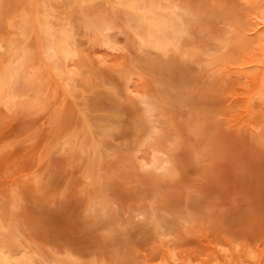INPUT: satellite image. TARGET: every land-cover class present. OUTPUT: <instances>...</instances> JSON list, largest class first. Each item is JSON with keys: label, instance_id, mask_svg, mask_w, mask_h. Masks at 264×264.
<instances>
[{"label": "rangeland", "instance_id": "1", "mask_svg": "<svg viewBox=\"0 0 264 264\" xmlns=\"http://www.w3.org/2000/svg\"><path fill=\"white\" fill-rule=\"evenodd\" d=\"M4 1L8 8L0 16V37L6 44L17 36L16 27L7 22L19 20L35 3ZM173 1L194 13L191 33L182 44L196 45V55L189 49L187 54H163L141 48L121 11L95 0L86 13L108 17L114 25L110 35L115 32L110 38L117 37L122 49L102 51L97 43H85L87 36H76L79 44L84 42H77L80 49L93 47L106 62H87L80 55L76 86L67 93L47 76L50 61L37 56L35 78L29 73L20 77L15 87L20 97L14 104L0 103V217L14 227L23 246L48 258L70 255L81 264H171L172 256L175 264L182 258L204 264L216 255L221 264H238L248 254L264 257V108L255 100L254 113L244 111V91L252 81L230 72L257 52L239 34L249 26L247 15L264 2ZM48 8L54 20H74L82 11L68 0H51ZM221 37H227L225 44L218 42ZM34 40L26 42L32 50ZM207 48L211 54L221 52V68L215 61L205 62L211 54L198 56V50ZM124 75L132 79L125 82ZM126 84L138 89L137 95L127 93ZM141 94L162 104L163 113L153 117L158 132L150 143L174 156L173 175L140 167L151 150L149 145L138 148L147 125ZM87 120L90 132L83 131ZM102 131L107 135L98 148L104 151L97 152L102 153L103 175L94 183L87 177L92 172L85 168L87 152L73 156L70 145L61 148L59 141L72 133L93 152L91 144ZM96 186L113 201L111 209L103 210L92 198ZM134 209L145 215L134 219Z\"/></svg>", "mask_w": 264, "mask_h": 264}, {"label": "bare ground", "instance_id": "2", "mask_svg": "<svg viewBox=\"0 0 264 264\" xmlns=\"http://www.w3.org/2000/svg\"><path fill=\"white\" fill-rule=\"evenodd\" d=\"M33 1L35 3L34 8L32 9L25 8V10H23V12L20 14L21 17L19 18V20L15 21L13 24H11V22L10 23L7 22L9 26L16 27L15 33H17V36L15 38L11 37V39H9L6 44L2 42L3 38L1 40L0 37V103L2 104L4 103L5 105L9 103L14 104L15 98L18 96L20 97V94L17 96V93L15 91V87L18 85V81L20 80V77L22 78V76L23 77L29 76L27 75V73H29L32 76V79L35 78L33 75L35 74V72L37 73V69H35L36 67L35 64L36 61L39 60L38 57L42 58L43 60L46 58L45 61L47 59L50 61L49 63H46L47 76L49 74L50 79L54 80L57 86H59L58 88L60 87L63 88L62 90H64V92L68 90L66 91L67 93H71V91L76 86L74 81L77 79L76 77L79 76L78 74L79 71L77 70L80 67L79 66L77 68L78 65L76 60L80 55H83L84 56L83 58H86L87 62L89 61V59L95 58L96 60L94 59V61L98 62L99 64H104L107 58L98 55L93 47L87 46L88 49L89 47L93 48L92 51L91 50L88 51V49L87 51L85 49H80L81 46L78 47L77 42L79 44L80 41L77 39L79 36H84V35L87 36L84 42L90 43V45L92 43L94 44L97 43L100 48L102 47V51L104 48V49H108L110 52L116 53V51L122 49L121 47L118 46L117 37L116 39L110 38V36L114 35L115 32L114 34L110 35L109 30L112 27H114V25L110 22L108 17L107 18L102 16L89 17L88 16L89 14L86 13L85 10L88 9V5L93 3L95 0H68L70 4L73 3V6H78L82 10L78 14L79 15L78 17H75V19L72 18L74 20L66 19L65 16L63 18L56 17L54 20L53 19L54 16L52 17L49 14L51 13L50 12L51 9L48 8L49 1L51 0H33ZM102 1L103 3H105V5L106 3L107 4L109 3L110 10L112 9L116 10L118 8L121 11L122 20L125 26L131 32L133 37L137 40L141 48L142 47L147 48V51L148 50L151 51L153 49L158 50L163 54H167L169 51L171 52L174 51L177 53L179 52L181 54H185V53L187 54L188 53L187 49H189V51L193 53L192 55L196 53L198 48L196 45H192L191 42H188L190 43L189 44L190 47L186 48L185 46L183 47L182 44V41H184L185 37L189 36L191 33L190 28L192 27V23L190 22V18H192L191 16L192 12L190 7L185 6L184 4H180L179 3L180 1L179 2L178 1L175 2L173 0H168V1L167 0H114L113 2H111V0H102ZM255 1L258 2L260 1L261 3V0H255ZM262 2H264V0H262ZM5 7L6 9L8 8L5 1L0 0V16L1 14L3 15L2 12H5L4 11ZM193 14L194 13H192V15ZM247 16H248L249 26L247 25L248 26L247 28H245L242 31L240 30L241 31L239 34L241 38L240 41L248 40L247 42H250L251 40V43L254 44L252 46L256 49L257 52L249 57L247 56L245 59L235 64L234 67L231 66V68L230 67L227 68H230V72H234L235 74H237L238 77L240 78L243 77L246 80L252 81V84L248 83L249 85L250 84L252 85V86L250 85L251 89L248 90L245 89L246 91H244L246 93L245 99L247 100L246 102L247 104L245 106L244 111H247L248 113L249 112L254 113L255 100L258 101L257 103L259 106H261V110L262 108H264V3L258 5L257 8H255V10L249 13V15ZM7 18L9 17L7 16ZM76 21L77 24L75 25ZM77 26H79V28H82V32L80 31L79 33H77V31L75 30V27ZM81 33H83V35ZM230 34L232 35L233 33L231 32ZM30 37L33 38V40L35 38L34 41L36 43L35 44L36 50L35 48L34 50H32V48L29 47L30 44L27 41L29 40ZM189 38L190 37H188V39ZM226 40L227 37L226 38L221 37L218 40V42L220 41L221 44H225ZM84 42H81V44ZM201 50L202 51L198 50L199 51L198 56L201 53L203 55L211 54L208 48ZM221 55H222L221 52L220 54L219 52L215 54H211L210 58H207L208 56L205 57L206 58L205 62L215 61L216 63L214 65L218 66L219 69L220 66L218 61L219 59L222 58ZM36 57L37 59H35ZM49 64L52 65L49 66ZM24 66H26V68ZM22 67H24L25 70L22 71L21 69ZM226 71L225 73H228ZM30 77L29 79L28 77L26 78L30 80L31 79ZM131 79L132 77L129 75L125 76V82H129ZM47 81L49 80L47 79ZM33 82L36 81L34 80ZM44 82H43L44 84H47L46 81ZM50 82L51 81H49V83ZM125 87L127 93L129 94L135 93V95H137L136 93L138 89L132 88L131 84H126ZM138 99L139 102L142 104L141 110L143 112V115L147 119V125L145 127L146 131L144 130L145 134L141 139V141L139 142L138 148L149 145L151 149L149 153L150 154L149 159L141 161L140 167L142 169H148V171L152 173L163 171L168 175H173V173H175V169H174L175 159L173 158L174 156L171 155L167 149H164L161 146H158L154 143H150L154 134L158 132L157 126L155 125V123H153L154 121L153 117L155 115H159L163 113L162 104H160L161 102L158 101V99H155V96L151 94L146 96H143L141 94V96ZM248 113L247 115H249ZM91 127L92 126L88 123V120L87 122L86 121L83 122L84 132L92 130ZM98 135H100V137L98 139L96 138L97 140L94 139L93 141L95 140L96 141L92 142L93 144H91L92 145L91 148L93 149L94 153L92 152V150H90L89 152L85 150L87 146H84L85 144L78 142V139L74 140L77 137L73 136L72 133L61 136L60 137L61 139L59 141L61 148H64L66 145H70L69 147H71L70 149H72L73 156L76 153L80 154L82 151L87 152V156L85 158L86 159L85 168H90L92 170L91 172V170L86 169L87 171L91 172V174L89 175L87 174L88 175L87 177L91 178L90 179L91 182L94 183L99 182L100 178L103 175L102 173L99 172V169H101V164L103 163L101 161L102 159L101 155L104 149H100L98 147H101L100 145L103 144L101 140L102 136L107 134H105V132L102 131ZM92 137L94 138L97 136L92 135L91 138ZM88 146L90 147L89 144ZM98 150H101L102 153L97 152ZM142 156L144 157V155ZM96 166L97 168L95 169ZM101 189L102 188L100 186H96L95 188L96 191L93 194L92 198H95L96 200L95 202L101 205L100 207L103 210L104 207H106L107 209H111L112 207L111 203L113 201L111 199H106L107 198L105 195L106 193L104 194L101 191ZM144 212L145 211L140 209H134L133 213H131L132 215L131 217H134V219H136L137 217L142 216ZM2 219L0 217V264H81L76 258H72L70 255H67L65 257H58L57 255L56 256L52 255V257L48 258V256H46V254L43 252H40L32 248L31 249L27 248L25 247L26 245L23 246L20 243L19 234L16 232V230H14V227L11 228V226L5 224ZM226 253H224L223 255L227 256V258L228 255L232 257L231 255L232 253H229L228 255ZM248 256L249 257L246 259L244 258L241 259L238 257L239 258V261L237 259L238 264H264V257L256 258L254 255L251 256L250 254H248ZM171 258H172V260L170 259V261L172 262L171 264H175L174 263L175 258H173V256ZM182 259L180 261L177 260V262L179 263L176 264H194L191 261L185 263L184 262L185 260ZM230 260L234 261V259H230ZM89 264H99V263L91 262ZM162 264H169V263L166 260V262ZM204 264H221V263H219V259L217 258L216 255L214 257L212 256V258L207 263Z\"/></svg>", "mask_w": 264, "mask_h": 264}]
</instances>
